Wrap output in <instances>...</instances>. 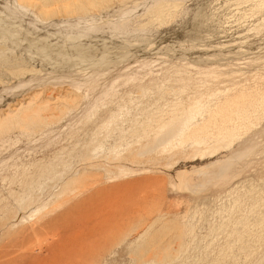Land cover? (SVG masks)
I'll use <instances>...</instances> for the list:
<instances>
[{
    "label": "rangeland",
    "instance_id": "rangeland-1",
    "mask_svg": "<svg viewBox=\"0 0 264 264\" xmlns=\"http://www.w3.org/2000/svg\"><path fill=\"white\" fill-rule=\"evenodd\" d=\"M0 264H264V0H0Z\"/></svg>",
    "mask_w": 264,
    "mask_h": 264
}]
</instances>
